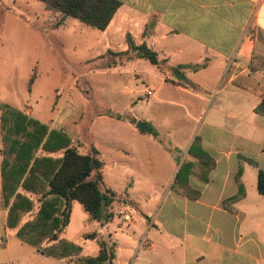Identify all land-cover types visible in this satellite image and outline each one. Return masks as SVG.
I'll list each match as a JSON object with an SVG mask.
<instances>
[{"label":"crops","instance_id":"1","mask_svg":"<svg viewBox=\"0 0 264 264\" xmlns=\"http://www.w3.org/2000/svg\"><path fill=\"white\" fill-rule=\"evenodd\" d=\"M119 1L121 7L102 31L103 40L122 48L118 50L123 53L130 35L136 45L146 44L157 53L164 62L162 70L149 61L145 64V59L126 63L129 69L134 65L130 70L141 83L159 81L156 100L184 110L194 124L188 140L199 134L203 150L213 156L216 165L207 182L193 174L187 176L189 186L200 191L199 198L178 194L171 187L182 156L175 157L171 145L162 141L161 136L171 135L168 123L158 118L154 135L131 122L134 112L144 111L153 118L152 106L136 102L128 111L131 119H117L120 113L99 115L93 124L107 125L113 133V155L120 156L122 162L116 171L123 176L119 180L122 191L106 183L118 193L119 200L110 208L117 214L112 222L100 223L97 233L114 247L115 264H264V196L257 189L261 166L243 163L245 194L230 202L236 212L224 207L225 201L239 194V156L247 157L251 149L264 159V116L255 113L256 106L264 101V70L252 68L255 56H264V0ZM182 64L205 65L199 71H186L198 90L168 81L172 79L170 68ZM162 89L166 90L164 98L159 96ZM214 91L222 94L216 107L211 105ZM25 101L16 99L8 104L27 114ZM58 120L43 123L62 129ZM116 121L120 125L116 126ZM121 137L126 141H120ZM160 149L167 164L163 180L155 177L159 166L151 160L152 151ZM1 161L0 141V237L6 239L8 233L17 231L6 226L8 208L3 201ZM136 199L145 200L144 207L149 210ZM126 202L135 210L126 211ZM120 210L129 215L128 221L118 216ZM143 238L149 245L141 247ZM95 244L97 256L100 245ZM82 251L80 257H85Z\"/></svg>","mask_w":264,"mask_h":264},{"label":"rangeland","instance_id":"2","mask_svg":"<svg viewBox=\"0 0 264 264\" xmlns=\"http://www.w3.org/2000/svg\"><path fill=\"white\" fill-rule=\"evenodd\" d=\"M61 20V13L49 10L38 0H0V101L14 103L16 99L26 100L23 108L27 116L41 122L59 119L56 123L63 128L55 129L63 130L70 137L71 146H77L83 154L89 151L92 143L97 145L107 163L104 180L118 191H122L119 180L123 174L116 171L121 168L118 165L122 162L119 161L120 156L113 155L114 136L107 125L93 124L94 119L108 113H120L122 119H131L132 114L128 111L136 102L141 101L144 105L149 103L153 118L141 111L134 112L136 116L133 120L137 122V118H144L143 122L150 129H154L158 118H162L164 124L168 123L171 135L165 134L161 138L164 143L171 145L169 147L174 150L175 157L182 156L181 168L187 159L184 153L194 141L188 140L194 124L184 114V110L167 103L160 104L156 100L158 80L141 83L130 70L134 65L130 64L129 69L126 61L122 62L118 56L108 54L107 48H114V53H119L118 49L122 48L109 43L108 46L103 40L102 31L88 27L73 17L62 20V23ZM106 62L116 63V66L105 68ZM144 63L148 61L144 60ZM147 90H153L155 96H149ZM165 93L166 90L162 89L159 96L164 98ZM220 98L222 94L217 95L214 91L211 105L218 106ZM115 124L120 125L118 121ZM120 141H126L125 137H121ZM249 151L250 154L246 156L264 169V159L251 149ZM162 153L163 149L153 150L151 156L152 164L159 166L155 174L159 180L166 178L167 171L165 155ZM40 154L47 155L43 151ZM51 155L62 156L61 153ZM29 196L35 201V208L22 218L21 225L34 219L40 206L38 197ZM136 200L144 210H149L144 207L145 200ZM125 210L135 209L130 202H126ZM112 211L116 216L117 210ZM99 229L100 223L96 224L84 207L74 202L70 225L60 234V238L83 248L82 256H94L97 252L95 243L99 244L103 240L97 233ZM2 231L0 228V235ZM92 234H95L94 239L86 238ZM6 239L5 244L0 245V263L78 264L80 258V255L65 259L49 257L42 253V248L50 243L35 249L22 242L14 232L8 233Z\"/></svg>","mask_w":264,"mask_h":264},{"label":"trees","instance_id":"3","mask_svg":"<svg viewBox=\"0 0 264 264\" xmlns=\"http://www.w3.org/2000/svg\"><path fill=\"white\" fill-rule=\"evenodd\" d=\"M49 10L62 14V20L73 17L86 26L105 31L121 7L119 0H38ZM61 20V23H62ZM128 49L123 53L108 51L121 61L145 59L152 65L163 69V63L156 52L146 44L136 45L127 35ZM118 64H120L118 62ZM116 66L105 63L103 67ZM205 65H178L171 67L170 82L187 89L198 90L191 82L186 71H199ZM254 70H264V56L257 54L253 61ZM33 81H30L32 84ZM255 113L264 116V101L255 108ZM121 119V116H117ZM136 123L135 120L131 121ZM150 133L155 134L151 128ZM1 137V174L3 201L8 208L7 228L17 229L16 236L35 249L42 248L49 257L65 259L71 255H80L82 248L60 234L68 227L71 218L72 202L81 204L89 217L99 223H110L114 214L110 210L119 200L118 193L104 180L106 162L102 153L94 144L87 153L80 152L77 146H71L70 137L63 131L31 118L17 107L0 102ZM46 152L42 155L40 152ZM61 153L62 156L51 154ZM49 154V155H48ZM178 170L171 190L190 199H197L200 191L191 188L187 176L193 174L202 182H207L209 173L215 168L213 156L204 151L201 138L196 136L188 150L187 159ZM240 169L236 174L239 194L224 202L230 212L236 209L230 205L244 196L241 180L244 162L257 166L250 158L239 156ZM258 192L264 196V169L259 168L257 180ZM38 197L40 206L34 219L21 225L22 218L35 208V201L29 195ZM87 239H94L95 234ZM100 252L94 257H80L78 264H115L114 247L105 240L99 242Z\"/></svg>","mask_w":264,"mask_h":264},{"label":"built area","instance_id":"4","mask_svg":"<svg viewBox=\"0 0 264 264\" xmlns=\"http://www.w3.org/2000/svg\"><path fill=\"white\" fill-rule=\"evenodd\" d=\"M147 94L149 96H151V97H154L155 96V92L153 90H147ZM119 213L124 217L125 220H127V221L129 220L130 217H129V215L127 213H124V211H122V210H120ZM5 242H6V239L5 238H2L0 240V245L5 244ZM147 245H149V243L147 242L146 238H143L141 240V247H145ZM0 264H12V263L5 262V263H0Z\"/></svg>","mask_w":264,"mask_h":264},{"label":"water","instance_id":"5","mask_svg":"<svg viewBox=\"0 0 264 264\" xmlns=\"http://www.w3.org/2000/svg\"><path fill=\"white\" fill-rule=\"evenodd\" d=\"M136 127L141 130V131H146V132H150L151 129L143 122V121H138L136 123ZM43 253V252H42Z\"/></svg>","mask_w":264,"mask_h":264}]
</instances>
